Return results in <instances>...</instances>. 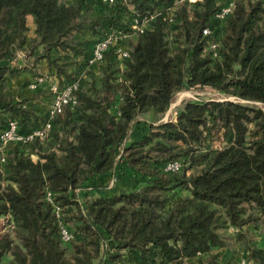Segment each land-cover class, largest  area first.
Returning a JSON list of instances; mask_svg holds the SVG:
<instances>
[{"label":"trees","instance_id":"obj_1","mask_svg":"<svg viewBox=\"0 0 264 264\" xmlns=\"http://www.w3.org/2000/svg\"><path fill=\"white\" fill-rule=\"evenodd\" d=\"M113 30L127 38L90 64ZM20 51L77 83V104L0 161V264H264V0H0V133L17 120L29 135L49 114ZM198 87L235 99L188 101L163 120ZM120 181L130 189L115 192Z\"/></svg>","mask_w":264,"mask_h":264},{"label":"built area","instance_id":"obj_2","mask_svg":"<svg viewBox=\"0 0 264 264\" xmlns=\"http://www.w3.org/2000/svg\"><path fill=\"white\" fill-rule=\"evenodd\" d=\"M105 3H112L115 0H101ZM196 2L198 0H190ZM234 3L231 2L228 5L221 7L217 13V17L220 19H225L233 10ZM148 27V23L145 21L142 24H139L138 18L134 19L133 28L136 30L143 31ZM210 30L205 29L204 34H209ZM127 38V34L122 33L121 31L113 30L107 33L104 37L99 39L93 46L92 56L89 59V63L92 65L99 64L104 61L106 53L113 46H118V44ZM215 44L212 45L214 49ZM119 58L125 60L129 57V51L123 46H119L117 49ZM41 86L46 88L47 91L52 95L50 97V103L47 106V112L49 114V119L43 125L42 128L33 131L29 135H24L19 132V123L17 120H10L7 127L0 133V151L2 152L1 163L6 161V152L9 149L11 143L23 142L27 143L34 140L36 137L44 140L51 129V120L54 116L61 113L64 108L68 105L75 106L77 104V98L75 95V90L78 88V84H70L67 86H62L59 80L54 76L39 75L33 83L30 84L29 88L36 89ZM182 167L180 162L169 163L166 167V170L177 171ZM46 199L48 202L54 205L55 211L60 218V225L62 230V237L65 241H70L73 238L72 232L68 229L67 225L64 223V219L60 214V207L54 201V195L51 191H47ZM245 263V262H243Z\"/></svg>","mask_w":264,"mask_h":264},{"label":"rangeland","instance_id":"obj_3","mask_svg":"<svg viewBox=\"0 0 264 264\" xmlns=\"http://www.w3.org/2000/svg\"><path fill=\"white\" fill-rule=\"evenodd\" d=\"M79 38H81V40L82 39L85 40L86 38L88 39L89 37L86 36V35H81V36H79ZM36 56L37 55H30L28 52L20 51L19 52V56H18V60L16 61V63L18 65H21V66L23 64H28L30 66H33L34 67V70L37 73L51 77L50 72L48 71V63H47V61L44 60V59H38L37 60L36 59L37 58ZM25 82H26V78L25 79L23 78V81L20 82V83H18V85H16V87H15L16 90L20 91V86H22ZM23 89L25 90L24 92L22 91L23 94H26V95H31L32 94L31 92L26 91V89L24 87H23ZM42 89L43 90H41L39 92L41 94V97H43V99H42L43 102L42 103L43 104H47L45 106H48L49 105V101H50V97H52V95L47 91L46 88H42ZM229 99L231 100V99H235V98L226 95L222 91L213 90V89H211L209 87H205V88L198 87V88H194V89H190V88L189 89H185L182 92L178 93L174 97L173 102H172L169 110L165 114L163 120L164 121H168V120L175 119L177 117L179 111L183 107V105L186 102H188V101L204 102V101H209V100L222 101V100H229ZM260 106H262V105H260ZM262 107L264 108V106H262ZM35 159H37V157ZM103 186L104 187H102L99 190H97V193L104 192L106 190V187L108 185L106 186L104 184ZM113 187H115V190L114 191L115 192H118L120 189H130V183H124L123 181H120L119 182V185H116V183H115ZM84 193L87 194L88 197H90V198L92 196H94V193H91V192L90 193L89 192H84ZM85 194H84V197L86 198L87 195H85ZM232 233H233V231L231 229H229V231L226 232L225 234H226V236L231 237L232 236ZM240 247L241 246L239 245L238 248H240ZM242 248H240L241 250H240L239 256H241L242 253L244 252Z\"/></svg>","mask_w":264,"mask_h":264},{"label":"crops","instance_id":"obj_4","mask_svg":"<svg viewBox=\"0 0 264 264\" xmlns=\"http://www.w3.org/2000/svg\"><path fill=\"white\" fill-rule=\"evenodd\" d=\"M18 60V58L16 59V61ZM15 64H17L16 62H15ZM24 65H28V64H23L22 66H24ZM21 66V65H20ZM48 71H49V67H48ZM47 73V72H46ZM23 78H28V79H32V77H31V74H29V73H25V74H23V75H21V76H19V77H17V78H15L14 80H13V85H14V87L19 83V81H21V80H23ZM36 157H34V159H35ZM36 160V159H35ZM109 178H110V176H109ZM110 185L112 186L113 185V181H111V183H110Z\"/></svg>","mask_w":264,"mask_h":264},{"label":"bare ground","instance_id":"obj_5","mask_svg":"<svg viewBox=\"0 0 264 264\" xmlns=\"http://www.w3.org/2000/svg\"><path fill=\"white\" fill-rule=\"evenodd\" d=\"M184 94V93H183ZM183 97V96H182ZM180 99V98H179Z\"/></svg>","mask_w":264,"mask_h":264}]
</instances>
